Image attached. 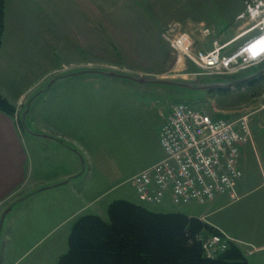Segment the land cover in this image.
Masks as SVG:
<instances>
[{"label": "rangeland", "instance_id": "rangeland-1", "mask_svg": "<svg viewBox=\"0 0 264 264\" xmlns=\"http://www.w3.org/2000/svg\"><path fill=\"white\" fill-rule=\"evenodd\" d=\"M114 9L120 13L132 12V17L117 18L112 13ZM78 12L79 16H70L64 24L69 32L78 27L83 47L74 34L67 37L64 47L61 43L64 38L55 36L56 45L61 46H52L46 52L38 51V47L29 52V63L20 59L22 69L31 76L28 86L32 84L37 89L34 100L26 102L21 114L15 117L26 148L32 152L29 155L33 165L28 166L29 177L22 189L0 198V225L5 211L12 208L0 231V264H58L68 252L70 231L83 200L86 204L95 200L94 206L84 210V214H97L105 220H109L108 207L116 199L140 203L133 178L131 181L132 172L161 151L157 141L158 126L178 102H187L211 114L215 105L224 104L233 107V119H249L252 140L241 158L243 190L251 191V196L264 197V64L255 66L257 61L249 60L242 53L237 59V66L242 68L234 75L257 77L250 80L252 83L243 82L231 90L226 89L231 78L209 76L208 70L174 47L178 37L186 36L195 52L220 50L227 44L231 45L225 46L223 55L244 52V47L261 37L264 0H101L99 13L97 4L85 1ZM72 62L96 64L101 72L112 71L127 78L144 79L149 84L111 82L101 77L104 81L99 93H108L109 100L117 104L101 102L100 108L92 114L86 113L84 108L81 118L75 116L76 113L69 117L62 110V94H67V86L61 76H67L62 75L65 65ZM89 68L79 69L77 72L83 73L78 77H91L86 71ZM242 78L237 81H243ZM154 80L166 84L157 85ZM212 84L225 89L215 95L216 90L208 91V85ZM17 88L23 90L27 85H17ZM92 88L96 87L88 86L86 93L90 94ZM28 109L31 114L24 121L23 115ZM85 116L91 117L86 118L85 125L94 130L97 159L105 170L104 178L78 185L83 193H94L87 200L75 197L73 186L78 184L75 180L68 184L56 182V176L64 169V157L48 150L43 137L37 139L25 130L26 124L40 134V129L50 125L62 133L63 128L67 131L66 119H72L74 126H78L82 122L77 124L76 120ZM86 140L91 139L86 137ZM108 159L111 164L115 160V165L103 166ZM24 188L29 189V195ZM240 188L236 185L237 193ZM143 205L157 212H180L198 217L208 225V219L201 217L208 213L209 203L173 205L166 201L155 207ZM219 205L225 202L216 203L215 208ZM230 209L227 206L217 215L229 213L233 210ZM204 232L207 235L208 229ZM242 248L249 264H258L259 260L263 263L264 249L255 250L253 245H242Z\"/></svg>", "mask_w": 264, "mask_h": 264}, {"label": "crops", "instance_id": "crops-1", "mask_svg": "<svg viewBox=\"0 0 264 264\" xmlns=\"http://www.w3.org/2000/svg\"><path fill=\"white\" fill-rule=\"evenodd\" d=\"M85 1L97 4L98 13L100 12L101 0H5V31L0 47V95L14 106L15 111L10 113L4 109H0V198H4L18 188L22 189L24 182L28 180L29 177L30 171L28 166L32 164V156L29 155L32 152L31 150L28 151V148H26L24 136L17 128L15 117L21 114L26 102L29 103L34 100L33 95L37 93V89L32 84L28 86L31 76L28 72L27 76L26 70L22 69L23 67L20 65V59H22L24 63H29V52L35 51L38 47H40L38 51L46 52L47 49L50 50L52 46L57 44L54 40L55 36L64 38L61 42L62 47L66 44V39L70 34H74L73 37L79 39L78 27H75L72 32H69V28H65L64 22L67 21L70 16H76V14L77 16L80 15L78 7L83 5ZM71 6L73 12H70L69 8ZM112 13L115 17L121 19L132 17V12H129V14L127 12L120 13L114 9ZM98 33L101 34L100 31H98ZM111 35L112 34H109V36ZM114 35H116V32H114L113 36ZM79 41L80 43L82 42L81 46L83 47V40L79 39ZM58 45L61 46V44ZM227 45L229 47L231 44ZM227 45L225 46L227 47ZM225 46L220 47L222 54L226 52ZM208 51L211 50L208 49ZM235 52L237 51L233 53ZM242 53L246 54L245 52ZM259 56H261L259 58L260 60H257L255 66L264 64V53ZM87 64L88 65H86L85 62H72L66 64V68L62 75L67 74V76H61L63 77V83L67 86L65 90L67 94H62V110L63 113L69 117H72L76 113L75 116L81 118L80 114L84 108L86 113L92 114V111L95 112L100 108L101 102L105 104L108 102L116 103L115 101L109 100L108 93H99V86L101 82L104 81L101 77H105V79L111 82L123 81L129 84H149V81L144 79L127 78L112 71L101 72L96 64ZM86 67H91L86 70L88 73H91V77H78V74H82L83 71H77H79V69L83 70ZM262 72H264V70ZM234 73L237 72L210 73L208 75L213 77L228 76V78L231 79H229L228 84L230 85L226 89L231 90L238 85L240 86L241 83L257 77V75L244 77L245 75L239 76L234 75ZM23 74L25 76L21 77ZM242 77H244V79ZM237 78H242L243 81H237ZM154 81L157 85L166 84V82L159 80ZM45 82H47V80ZM167 83L170 84L169 82ZM23 84H25V86L27 85L26 89L22 90L21 88H17V85H21L22 87ZM92 85L96 88H92V92L87 94V87ZM215 85L216 84L208 85V91L216 90L215 95L217 92L225 89L223 86ZM232 108L233 107L224 104L221 106L215 105L214 112L212 114L208 112V114L213 118L228 117V120L234 121L236 118L233 119V114L235 112ZM30 110L31 109H28L27 112H24V121L26 117L31 114ZM89 117L90 116H85L82 120H76L77 124L82 122L78 126H74L72 119H66V121H64V127L67 131L63 128L64 132L62 133L64 135L58 131V128L50 125H46L44 129H40V131H38L40 134H38L25 124V130L31 136L37 139L43 137V142L48 150L61 154L60 156L64 157L65 161L64 164H62L64 165V169L56 176V182L65 181L64 183L68 184L75 180L78 182V184L73 186L76 193L75 197L79 199L86 198V200L87 198H91L94 193L88 191L87 194H85L83 193V188L78 185H82L85 181L104 178L103 175L105 174V170L97 159L98 146L95 141L94 130L91 126L85 125V120ZM61 122L63 124V119H61ZM162 125L163 124L160 123L157 129V141L161 151L157 152V155L155 154L150 160L140 163V168H136V171L132 172L133 176L139 171L153 166L165 157V152L159 140V131ZM69 134L76 136L80 141L74 139ZM82 134H85V136ZM86 137H89L91 140L87 141ZM249 142L243 147L242 155ZM108 160L109 161H106L103 166L115 165V160L112 164L110 162L111 160ZM115 171L116 170H113V172ZM242 179L243 175L237 184V188H242H240V193L236 191L238 195L236 200H232L228 195L216 197L213 201L209 202L208 206L210 207L208 208V213L201 218L204 220L208 219V225L224 233L228 238L233 240L242 251L244 250L242 245H253L256 247L255 250L259 251L260 249H264V197L251 196V191L245 192L243 190L245 183L243 184ZM25 188L23 190L29 195V191H27L29 189L25 190ZM48 188L52 187L49 186ZM220 201L225 202V205H219L215 208V204L220 203ZM85 202L87 201L83 200L82 204L80 203L82 208L77 213L78 217L85 215L84 210L87 211L91 209V207L94 206L95 200H90L88 204ZM227 206L231 207L230 210H233L229 213L217 215L219 211ZM255 264H257V262ZM258 264H264V259L263 263L259 260Z\"/></svg>", "mask_w": 264, "mask_h": 264}, {"label": "built area", "instance_id": "built-area-1", "mask_svg": "<svg viewBox=\"0 0 264 264\" xmlns=\"http://www.w3.org/2000/svg\"><path fill=\"white\" fill-rule=\"evenodd\" d=\"M260 36L264 37V28ZM174 47L209 73L242 68L237 66L242 52L225 56L218 49L195 52L186 36L178 37ZM251 136L247 117L234 121L213 118L186 102L175 104L159 133L165 157L133 178L140 203L153 207L166 201L173 205H203L220 195L236 200L242 150ZM198 240L208 258H215L230 246V239L222 233L201 234Z\"/></svg>", "mask_w": 264, "mask_h": 264}, {"label": "trees", "instance_id": "trees-1", "mask_svg": "<svg viewBox=\"0 0 264 264\" xmlns=\"http://www.w3.org/2000/svg\"><path fill=\"white\" fill-rule=\"evenodd\" d=\"M5 3L0 0V47ZM0 109L15 111L1 95ZM108 215L109 220L97 214L78 217L70 231L68 252L58 264H249L232 243L225 252L208 258L198 238L207 229V235L218 231L198 217L157 212L125 199L110 203Z\"/></svg>", "mask_w": 264, "mask_h": 264}, {"label": "bare ground", "instance_id": "bare-ground-1", "mask_svg": "<svg viewBox=\"0 0 264 264\" xmlns=\"http://www.w3.org/2000/svg\"><path fill=\"white\" fill-rule=\"evenodd\" d=\"M259 38L244 48V52L251 59L257 58L260 54L264 53V37Z\"/></svg>", "mask_w": 264, "mask_h": 264}, {"label": "water", "instance_id": "water-1", "mask_svg": "<svg viewBox=\"0 0 264 264\" xmlns=\"http://www.w3.org/2000/svg\"><path fill=\"white\" fill-rule=\"evenodd\" d=\"M10 211H11V208H9V209L4 213V215H3V217H2V220H1L0 231H1V229H2V224H3V222H4V219H5L6 215H7Z\"/></svg>", "mask_w": 264, "mask_h": 264}]
</instances>
